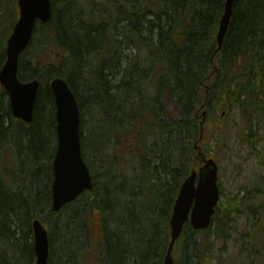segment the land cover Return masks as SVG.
<instances>
[{"label":"trees","instance_id":"1","mask_svg":"<svg viewBox=\"0 0 264 264\" xmlns=\"http://www.w3.org/2000/svg\"><path fill=\"white\" fill-rule=\"evenodd\" d=\"M225 1L50 0L52 18L46 24H36L30 48L32 43L46 45L41 40L45 34L48 48L59 52V62L43 64L38 53L28 57L30 52H25L18 64L21 81L42 82L29 127L21 122L13 126L7 94L0 86V135L6 139L11 132L19 141H26L23 152L18 149L22 168L10 173L4 168L0 173V246L20 244V257H12L7 246L6 252L1 249L0 264L33 262L27 237L32 234L31 222L38 217L39 201L42 212L46 211L42 222L48 225L54 216L50 192L40 198L39 192L33 195L32 188L14 191L7 178L21 181L22 172L25 175L28 169L36 174L45 160L44 136L54 125L48 84L55 77L68 81L82 126L90 111L95 127L102 118L107 121L108 107L111 118L119 122L113 128L107 126L105 138L111 135L114 161L109 165L121 179L112 178L109 193L93 183L91 192L63 208L76 205L70 212L76 222H61L58 230L63 247L57 249L58 255L53 247L51 263L55 258V264L163 263L172 205L182 181L197 166L194 145L201 143V112L210 108L213 92L218 90L219 106L231 102L242 118H264V0L234 1L226 36L217 51L216 35ZM17 15V0H0V70ZM133 49L138 53L132 54ZM129 93H134L135 102L127 97ZM164 97L177 113L172 120L158 106ZM212 122L213 118L203 124L202 135ZM125 167L133 174L145 173L143 185L151 192V202L146 201L140 212L131 209L135 197L126 186H116L126 177ZM48 172L45 175L51 181ZM220 198L207 230L196 232L184 226L174 245V264H208L215 254L214 239L243 215L240 205L247 204L248 211L262 208L253 205L252 192L249 199L239 198V205L220 187ZM91 218L96 227L90 224ZM214 225L219 234H210ZM254 244L252 240L251 248ZM256 253L260 255L259 250Z\"/></svg>","mask_w":264,"mask_h":264},{"label":"rangeland","instance_id":"2","mask_svg":"<svg viewBox=\"0 0 264 264\" xmlns=\"http://www.w3.org/2000/svg\"><path fill=\"white\" fill-rule=\"evenodd\" d=\"M54 50L55 48L52 46H49L47 49H42L40 47L37 51H29L30 53L28 54V57L33 55V53H38L43 64H49L50 62L53 63L59 58L57 54L59 52H55ZM135 52H137L136 49H134L132 53ZM56 54L57 56L54 58ZM137 87L139 86L136 85L135 88ZM83 90H85L84 87ZM217 91L215 90L213 92L210 101V108L207 110V118H213V122L209 123L212 127H206L204 129V135H202L201 143L198 145L202 151L211 155L216 161L218 165V183L224 190V195L229 200H234L240 205L239 198L248 197L249 199L251 198L252 192L254 195V200L252 201L254 203L253 205H260L262 208L248 211L246 209L247 204L240 205L243 215L241 217H237L236 222L232 224V227L227 225L223 230V234L214 239L213 243L215 254L212 257L213 260H210L208 264H264V118H259L258 121L250 116L247 117V115L242 118L239 108H231V102H223L219 106ZM127 97L134 101V93H129ZM161 105L162 109H164V111L170 116H177L172 103L168 102L165 97L162 99ZM106 112H108V120L106 121L102 118L101 121H98L99 124L97 127H95L94 116L91 112L84 117L82 142H84L86 137L96 141V143H102L105 141V131H108L107 126H109V122L112 121L109 107L106 108ZM107 137L111 139V135L108 134ZM214 138H216L217 142H215ZM213 139L214 142L210 143ZM106 142L109 141L106 140ZM12 143L15 144V146L17 145L20 147V141L16 138V136L0 139V153H3L4 159L0 164V173H4V168H7L8 173H10L11 170L19 171V169L22 168L19 163L18 153L17 158L15 159L16 149ZM49 143L50 142L46 139L44 144L46 155H50L52 152ZM96 143L95 148H98ZM83 150L86 158L91 161L93 160V164L97 163V166H100L97 162V160L101 159L99 154L93 153L90 150L86 152L84 148ZM116 155L121 154L118 153ZM50 164L51 159L46 160L42 163V165H40L41 168L36 174L29 169L25 175L24 172H22L24 179L21 181L16 177L7 178L9 187L14 191L22 192L30 191V188H32L33 193L36 192L37 194L39 192L40 198L43 195L46 196L50 188V181L46 178L47 173L49 174L48 170L52 176ZM132 164L133 163H131V165ZM122 168L123 167H121L120 170ZM33 195H35V193ZM39 203L40 204H38L39 207L37 209L39 213L38 215L43 217L46 215V211L42 212V202L39 201ZM75 207L76 205L63 209L59 212V214L51 217L48 226H46V230H48L49 236H51L49 237L51 242V251L53 247H55V253H57V255L59 254V250L57 249H62L63 247V244L59 241L58 228L63 221L69 222L73 219L72 221L74 223L76 222L74 216H71L73 213H70L75 210ZM220 218H222V216ZM94 221H97V218L94 219ZM94 221L91 218L90 224L96 227ZM256 230L262 231L261 233H258L255 232ZM56 231L58 232L55 235ZM214 232L218 233L215 229V225L210 229V234ZM257 237L261 238V240L256 241ZM252 240L255 242L253 248H251ZM27 241L32 243L31 236L27 237ZM1 249L5 251L6 246L2 245V248L0 246V250ZM7 250L11 253V249L7 247ZM258 250L260 255L256 253ZM9 253L6 254L8 255ZM9 256L11 257L10 254ZM55 259L56 262L51 263L50 261L49 264L57 263V258ZM90 259L91 255L89 256L87 262Z\"/></svg>","mask_w":264,"mask_h":264},{"label":"water","instance_id":"3","mask_svg":"<svg viewBox=\"0 0 264 264\" xmlns=\"http://www.w3.org/2000/svg\"><path fill=\"white\" fill-rule=\"evenodd\" d=\"M235 0H226L219 21L216 41L218 49L226 36ZM19 15L6 43V61L0 71V85L7 92L11 114L25 123L33 119L39 82L22 83L17 78L18 59L25 51L36 22L47 23L51 19L49 0H18ZM54 97L57 150L54 156L51 183V210L60 211L85 191L93 188L89 170L80 148V112L73 91L61 78L50 82ZM202 164L192 170L183 181L175 198L169 219L170 241L164 264H174L172 251L184 225L188 222L195 231L210 225L219 201L217 185L218 166L211 158L199 152ZM33 252L35 264H47L49 256L48 234L39 219L32 222Z\"/></svg>","mask_w":264,"mask_h":264},{"label":"bare ground","instance_id":"4","mask_svg":"<svg viewBox=\"0 0 264 264\" xmlns=\"http://www.w3.org/2000/svg\"><path fill=\"white\" fill-rule=\"evenodd\" d=\"M50 1V0H49ZM71 2L75 3L76 1H79V0H70ZM18 2V0H17ZM51 3V2H50ZM56 10L58 11L59 9V6L58 4H56ZM223 14V13H222ZM51 15H52V5H51ZM221 19V18H220ZM14 28V26H13ZM13 28H12V31H13ZM11 31V33H12ZM10 33V35H11ZM9 35V36H10ZM32 37L30 38V41L28 43V46L27 48L25 49V52H29L31 49L30 52L32 51H37L39 48L37 47L38 45H40L39 43L36 45L35 44H31V48H30V43L32 41ZM9 38V37H8ZM7 38V40H8ZM41 40L43 41V44H47V38H46V35L43 34L42 37H41ZM7 43V41H6ZM42 49H47L48 48V45H43L41 47ZM134 50V49H133ZM132 50V52H133ZM217 50H218V45H217ZM55 51V50H54ZM55 52H58L57 49ZM138 52H135V53H132V54H137ZM59 55V53H57ZM56 54V55H57ZM59 59V58H58ZM56 78H59V77H55V78H52L50 81H49V84L50 85V82L53 80V79H56ZM61 79L65 80L69 86V83L68 81L65 79V78H62ZM41 81H39V88L42 86L41 85ZM69 88L71 89V87L69 86ZM72 90V89H71ZM51 92V91H50ZM52 94V93H51ZM47 99L49 101H51V103L49 104V106L51 105L52 108H53V119L55 120V113H56V109H55V104H54V97H53V94L52 96H48ZM37 100V99H36ZM48 102V101H46ZM36 103V101H35ZM91 104H88V107H90ZM159 107L162 108V105H158ZM34 107H35V104H34ZM9 108H10V105H9ZM89 110H92L91 108ZM91 112V111H90ZM10 113H11V109H10ZM164 113V112H163ZM166 115V117L169 119V120H172L173 118L175 117H172L166 113H164ZM109 118V117H108ZM113 119V118H112ZM114 121V122H113ZM113 121L109 122V128H113V126H117L119 124V122L115 119H113ZM22 132V130H21ZM20 132H18L17 134H19ZM10 135L12 136L13 134H11L10 132ZM9 136V137H11ZM57 133H56V124L53 125L51 128H50V131L47 133V135L44 136V140H48L50 143V146H51V149H52V152L50 155H46L45 154V160L43 161V163L46 161V160H49L51 159V164H50V167L52 168V165H53V160H54V156H55V153H56V150H57V145H58V140H57ZM2 138V136L0 135V139ZM105 141L102 142V143H96V141L92 140V139H89V138H85L84 142H80V148H81V152H83V148L86 150V152H88L89 150L92 151L93 153H97L99 154L100 156V160H97V162L100 164V166H97V163L96 164H93V160H84L88 170H89V174L91 176V180L92 182L95 184H97L99 186V190L101 191H105L107 193L109 192H112L111 189H110V185L108 186V183L109 182H112V178L114 179H121V176L119 175L118 171L117 170H111V167L109 165V163H111L112 161H114V148L112 147V145L109 143V142H106L107 138H104ZM103 139V140H104ZM108 141V140H107ZM95 143L98 145V148H95ZM13 144V143H12ZM11 144V145H12ZM13 146L15 147L16 151H15V159L17 158V153H18V149L21 148V151L23 152V150L26 148V141H20V147H18L17 145L15 146V144H13ZM2 149V148H1ZM1 151V150H0ZM117 153V151H116ZM19 154V153H18ZM23 154V153H22ZM4 159H3V153L1 154L0 153V162H2ZM21 160H24L23 157L21 158ZM137 173L139 172L140 170V166H138L137 168ZM129 173L126 175V177L124 179H122L121 181H119L117 183V187L120 188L121 186H123V188L126 186L127 190H128V193L129 194H132L134 197H135V204L131 207V209L136 213V211H139L143 209V206L146 204V201H149L151 202L150 199H148L149 195H150V191L149 190H146L145 189V186L143 185L144 184V180L143 179V176L144 174L143 173ZM151 178V177H149ZM7 183L8 180H7ZM157 183V182H156ZM124 192L127 193L126 189L124 190ZM96 216V215H95ZM98 217V216H96ZM185 225H189V223L187 222ZM17 245V246H16ZM15 246L16 247H12L8 244H5V246H7L9 249H11L12 253H10L13 257V255L15 256H20L18 254V252H20V249H19V245L20 244H16ZM166 256V254H165ZM6 259V258H5Z\"/></svg>","mask_w":264,"mask_h":264}]
</instances>
